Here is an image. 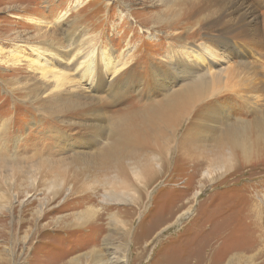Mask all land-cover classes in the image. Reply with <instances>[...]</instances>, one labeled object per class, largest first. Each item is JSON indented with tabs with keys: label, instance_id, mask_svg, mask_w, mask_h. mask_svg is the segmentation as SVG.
Returning a JSON list of instances; mask_svg holds the SVG:
<instances>
[{
	"label": "rangeland",
	"instance_id": "1",
	"mask_svg": "<svg viewBox=\"0 0 264 264\" xmlns=\"http://www.w3.org/2000/svg\"><path fill=\"white\" fill-rule=\"evenodd\" d=\"M170 1L0 0V264H264V150H217L221 133L210 118L219 110L255 119L239 97L251 71L231 51L219 67L196 60V48L192 60L178 56L186 48L166 28ZM47 44L75 60L93 52L85 100L64 80L56 86L69 66L57 63L45 77L29 67L32 47ZM118 64L131 71L112 83L105 69ZM210 73L225 78L204 98L155 114L192 75ZM216 98L227 99L207 103ZM149 112L158 121L152 143L138 145L140 158L115 169L101 163L112 131ZM122 167L128 188L114 197L109 178Z\"/></svg>",
	"mask_w": 264,
	"mask_h": 264
},
{
	"label": "bare ground",
	"instance_id": "2",
	"mask_svg": "<svg viewBox=\"0 0 264 264\" xmlns=\"http://www.w3.org/2000/svg\"><path fill=\"white\" fill-rule=\"evenodd\" d=\"M170 4L173 8L171 19L167 23L166 28L174 33L171 35V38L175 40L179 48H186L185 51L183 50L178 53V56L187 60H192L194 59L192 55L197 52L195 56L196 60L208 59V63L219 67L221 64L218 63V59L222 54L231 51L241 60L242 63L240 66L251 71V73L244 77L239 84V89H241L239 90V97L243 98L242 101L245 103V106L240 105L241 108L245 110V108L249 106L251 108L250 113L254 115L255 119L248 122L242 118L237 119L236 116L229 113H220L219 110H214L210 118L217 126L218 132L221 133L222 144V146H220L219 142H217L219 145L217 146V150L234 153L240 152L243 157L252 155V153L257 150H264V42H262L264 41L262 39V37H264V10L262 11V9H264V0H172ZM47 45L48 47L43 50L36 46L32 47L31 50L35 54L37 61L31 62V64H29L30 68L36 67L35 70H38L41 75L45 77V74L52 73L51 70L54 69L55 64L61 63L65 67H69L67 72L59 75L54 74L57 87L62 80L66 81V86L69 87V92L74 94L73 96H75V94L80 95V89L84 91L87 90L88 93L90 90L92 91L94 89L92 88V83L95 80L96 69L92 64L93 52H91L92 54L88 52L86 57L82 56L83 58L79 57L75 60V56L71 57L72 54L69 55V52H64L63 48L56 49L51 47V44ZM78 48L79 49H76L75 47L74 49H76V51H81V47L78 46ZM195 48L197 51L194 52ZM22 58L23 55L17 54L10 57V61L12 65H17L21 62L20 60ZM70 58L74 59L73 63L75 64L69 65L67 63V60ZM63 60L64 62H62ZM177 62L174 64L176 67L171 70L178 71L177 67H180V65H178ZM125 66L126 65L118 64L114 65L109 70L105 69V71L113 75L114 78L113 82L111 81L112 83H118L123 77H128L127 75L130 73L131 67L127 69ZM206 69L207 68H205V70ZM224 70L227 69L224 68ZM220 78H225V76L218 73H215V75L210 73L207 76L204 75V77L198 74L192 75L193 81L183 87L181 91H175L176 93L173 92L174 94L170 93L172 96L166 98L168 99L167 101L165 100L166 103L156 104L153 111L156 115H162L169 107H174V105L178 103L181 104L180 102L185 99L204 98L205 96L203 95L206 93L207 88L214 85V83H220ZM82 80H85L89 86L85 87L83 84H80V82L77 83V81ZM79 97L81 100L86 99L83 95ZM70 98L74 99V97ZM226 99L227 98H216L207 103L220 105ZM57 101H59L58 96H55L53 99L49 98L48 100L50 103H55ZM259 104L261 108H258ZM240 106H238V108H240ZM141 120H143V122L138 124ZM141 120L138 122H129L128 126L122 129L117 126L118 128L115 129V132H113L114 130L112 131L113 135L110 139V143L106 144L105 147L101 149V158L103 159V161L100 160L101 163L110 162L111 166L113 165L115 169L118 165L120 166V162H124L126 159L129 160L130 158L137 160L140 158V155L136 153L137 149L141 147L138 145L145 140L146 144L152 143L150 141V137H152V127L156 126V121H158L150 119V112L142 116ZM121 132H123V134ZM140 137L143 140H140ZM164 144H166V142ZM142 145L143 148L146 147L145 144L142 143ZM225 159L226 155L223 153V158L219 160L217 157L216 160L221 164L226 162L224 161ZM148 160L151 164L152 159ZM150 164H144L145 166L147 165L145 168L150 166ZM125 166H128V164ZM126 169L127 168L122 167V169H119V173L116 170V174L111 175L112 177L109 178L113 179L115 182L112 188V196L114 197H119L118 195L121 189L128 188L125 182L120 183L122 182V178H124V174H126ZM133 174L136 176L139 175L136 171L133 172ZM187 214L188 213H183L176 221L178 222V220L182 217L184 218Z\"/></svg>",
	"mask_w": 264,
	"mask_h": 264
}]
</instances>
